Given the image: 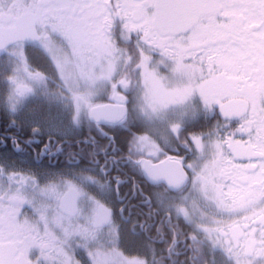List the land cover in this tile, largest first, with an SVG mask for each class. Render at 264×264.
Returning <instances> with one entry per match:
<instances>
[{
    "label": "snow or ice",
    "instance_id": "obj_1",
    "mask_svg": "<svg viewBox=\"0 0 264 264\" xmlns=\"http://www.w3.org/2000/svg\"><path fill=\"white\" fill-rule=\"evenodd\" d=\"M0 115V264H264V0H0Z\"/></svg>",
    "mask_w": 264,
    "mask_h": 264
},
{
    "label": "flooded vegetation",
    "instance_id": "obj_2",
    "mask_svg": "<svg viewBox=\"0 0 264 264\" xmlns=\"http://www.w3.org/2000/svg\"><path fill=\"white\" fill-rule=\"evenodd\" d=\"M101 102H106V101H101ZM87 134V132L85 131V135ZM111 135V133H109ZM8 135H17L20 137L21 141L27 140L29 139V135H30V129H26V128H12L8 126L7 123V119L5 117H3L2 115H0V155H7L10 159L15 160L18 162V164H20V166L22 167H28L31 165L33 158L35 157V151L34 150H39V148H41L43 146V143L46 142V137L43 138L41 140L40 144H35L33 145L31 148H28L27 152L24 154H18L16 152H14L12 150V144L10 140H7L6 142H4V137L8 136ZM93 135H95V133H93ZM80 139H83V136L79 137ZM23 146V145H22ZM170 155H172L173 153H169ZM63 159V158H61ZM164 157L161 156L160 160H163ZM46 158H45V163H46ZM154 163H159L158 160H154ZM124 172L126 173V175H121V179L122 180H130V179H135L138 183L141 184V187L144 188L145 186L143 185V183L141 182V178L135 174H133L129 169H125ZM115 175V173H114ZM130 183H126L123 186V190L127 191L128 188H130ZM151 189H147L145 194H147V191H150ZM133 204L137 203L136 200L132 201ZM119 205H116V209H119ZM146 210V209H145ZM136 209H133V216L132 219L135 221L137 220V217L135 215ZM125 215H127V213H125ZM142 219V217L140 218ZM119 222V221H118ZM127 227H131V224L127 225ZM157 247H160L159 245H157ZM127 256H136L138 253L132 248V247H128L127 248ZM183 257H181L182 259Z\"/></svg>",
    "mask_w": 264,
    "mask_h": 264
},
{
    "label": "rangeland",
    "instance_id": "obj_3",
    "mask_svg": "<svg viewBox=\"0 0 264 264\" xmlns=\"http://www.w3.org/2000/svg\"><path fill=\"white\" fill-rule=\"evenodd\" d=\"M122 250H124V249H122ZM125 255H127V251L125 250Z\"/></svg>",
    "mask_w": 264,
    "mask_h": 264
}]
</instances>
